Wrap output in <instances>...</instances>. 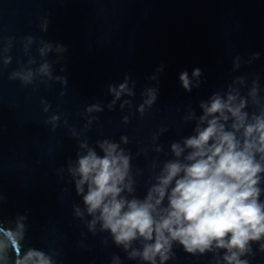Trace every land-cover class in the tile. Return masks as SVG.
I'll list each match as a JSON object with an SVG mask.
<instances>
[{"label":"water","instance_id":"water-1","mask_svg":"<svg viewBox=\"0 0 264 264\" xmlns=\"http://www.w3.org/2000/svg\"><path fill=\"white\" fill-rule=\"evenodd\" d=\"M184 70L191 91L178 79ZM125 76L133 95L116 99L109 86ZM149 88L157 100L141 114ZM228 95L245 103L249 122L264 114V0H0V240L5 229L22 232L17 251H43L53 264H148L131 258L142 239L125 250L99 221L89 228L70 169L89 149L103 155L101 143H116L129 156L132 192L121 195L142 200L165 163L187 162L190 149L177 158L171 145L196 135L201 104ZM261 243L240 258L264 264ZM224 253L173 242L165 264H226ZM14 257L11 246L0 250V264Z\"/></svg>","mask_w":264,"mask_h":264},{"label":"clouds","instance_id":"clouds-1","mask_svg":"<svg viewBox=\"0 0 264 264\" xmlns=\"http://www.w3.org/2000/svg\"><path fill=\"white\" fill-rule=\"evenodd\" d=\"M47 50L50 45L40 49L41 53ZM47 70L45 63L41 71L47 73ZM162 70L161 67L159 71ZM31 75L29 72L23 79L28 80ZM200 75V68L192 70V77ZM128 79L125 76L118 89L109 86V92L116 99L125 92L133 95L128 89ZM178 79L183 89L191 91L187 70L181 71ZM157 92L155 88L147 89L148 99L138 108L141 114L145 112V105L151 107L156 102ZM234 100L232 95H228L227 101L216 96L210 105L201 104L205 114L200 117V124L206 121V126L198 124L196 135L186 138L183 147L179 143L171 145L177 158L185 149H190L184 157L187 162L177 159L165 163L157 183L142 200L121 195L125 190L132 192L131 184L125 183L129 156L123 149L118 151L116 143H101L103 155L89 149L87 154L79 156L77 166L70 171L79 176L75 182L76 192L82 195L87 213L93 216L89 228L99 221L101 229L110 232L114 242L123 245L125 250L133 241L142 239L145 241L143 250L133 251L131 258L139 256L148 264H156L157 257L160 264H165L173 242H178L191 254H203L213 247L224 249L226 264H248L240 257L251 252L252 242L264 241V200L260 199L264 192L261 187L264 114L254 115L249 122L248 114L242 112L245 103L241 101L239 106H233ZM93 107L99 110L98 106ZM225 113L234 118L231 130L225 128L229 120ZM241 130L242 135L238 137ZM76 214L82 215L78 208ZM4 232L7 235L0 240V250L11 246L15 253L14 264H53L43 251L29 248L21 255L17 249L23 239L22 232L12 229ZM260 250L264 251V243L260 244Z\"/></svg>","mask_w":264,"mask_h":264}]
</instances>
